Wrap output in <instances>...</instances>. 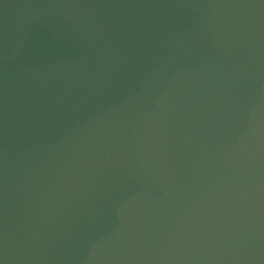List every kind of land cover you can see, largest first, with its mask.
<instances>
[{"label":"water","instance_id":"obj_1","mask_svg":"<svg viewBox=\"0 0 264 264\" xmlns=\"http://www.w3.org/2000/svg\"><path fill=\"white\" fill-rule=\"evenodd\" d=\"M0 264H264V0H0Z\"/></svg>","mask_w":264,"mask_h":264}]
</instances>
